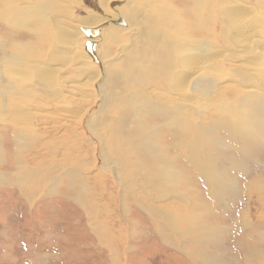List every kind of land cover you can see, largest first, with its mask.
Here are the masks:
<instances>
[{"label": "rangeland", "instance_id": "1", "mask_svg": "<svg viewBox=\"0 0 264 264\" xmlns=\"http://www.w3.org/2000/svg\"><path fill=\"white\" fill-rule=\"evenodd\" d=\"M13 1L19 9L15 20L5 8ZM36 1L0 0V264H264V58L260 50L262 62L244 54V58L235 56L243 51L230 38L231 27L225 15V9L229 8L228 12L233 8L234 0L121 1L128 2L129 9L118 10L135 16L138 13L142 24L152 1L158 9L152 8L151 17L157 19L156 15L161 14L170 35L174 32L182 39L190 38L194 47L196 39L206 41L204 46L198 45L209 51L220 50L224 56L222 70L206 78L208 89L191 90L198 96V103L186 102L189 110L183 105L188 118L184 121L185 133L182 123L175 119V109L170 108L166 118L160 115L157 99L165 101L161 93H154L159 89L150 84L145 89L129 80V102L150 97L156 101L155 105L138 106L140 113L135 114L141 115L146 124L157 123L158 139L162 135L165 139L155 151L162 154L158 164L163 170L156 173L159 180L152 188L135 171L134 157H120V172L112 162L107 163L101 151L103 144L91 130V125L101 130L106 141H112L113 152L120 149L121 143L108 136L105 123L96 116L102 107V70L115 58L121 61L119 50H125V46H142L143 35L138 31L141 25L131 24L123 15L118 16L124 23L111 22L118 26L114 30L107 21L92 27L91 23L75 20V15L87 9L105 18L99 0ZM240 1L242 7L252 5L264 10V0ZM54 22L79 34L78 47L84 54L91 55L84 40L97 35L92 51L95 55L90 57V64H84L85 69L83 63L81 67L73 59L74 55L69 64H57L67 59L62 55L66 52L63 41L57 42L53 35ZM149 24L144 21L143 26ZM83 26L89 27L90 35ZM260 26L259 36L264 39V23ZM166 38L168 54L184 43L168 35ZM56 48L60 57L52 58ZM173 58L179 64L178 56ZM89 69L100 73L98 80H92L89 72L86 75ZM239 69L246 72L239 73ZM50 76L53 85L49 84ZM147 76L144 79L150 81ZM41 81L44 88L47 83V87H59L64 93L62 102L45 94ZM160 88L179 97L177 91L165 85ZM117 100L104 110L110 121L120 109ZM66 105L82 116H68ZM104 113L101 118H105ZM167 120L171 122L169 129ZM251 120L258 121V126H253ZM248 127L252 132H247ZM174 134L186 148L173 143L178 139ZM153 141L146 143L149 149ZM67 168L76 169V175L67 177ZM115 172L122 181L117 182ZM50 175L56 178L53 183ZM218 180L226 184L223 197ZM150 205L157 213L150 212ZM249 250L254 251L252 255H247ZM198 252L204 255L203 261L198 259Z\"/></svg>", "mask_w": 264, "mask_h": 264}, {"label": "bare ground", "instance_id": "2", "mask_svg": "<svg viewBox=\"0 0 264 264\" xmlns=\"http://www.w3.org/2000/svg\"><path fill=\"white\" fill-rule=\"evenodd\" d=\"M15 1H17V0H15ZM121 1L122 0H99V3H100L99 8L101 9L102 12L105 13V15H106L105 18H103L102 16H98L97 14H95V12H92L89 9H87L85 13H80L79 15L74 16L76 21H78L80 23H91L90 25L92 27H95V25H99L100 23L107 21L109 23V24H107V26H110L111 29L114 30V29H117L118 26H115V24H112L111 20L117 19L118 17H120L118 15H123V17L125 16V19H127L131 24L141 25L138 31L139 32L141 31V33L143 35V41H142L141 47H135V45H134V47L136 48V50H134L135 48L133 46H131V47L125 46V50H119L122 53V54H120L121 59H119V61L120 60L121 61L118 63L117 61H115V59H116L115 58L114 60L107 62L104 70H102V78H101L102 80L100 82L101 83L100 86L102 89L101 90V92H102V94H101L102 95L101 106L102 107L96 111V116L99 119L98 121L103 120L102 123H105L106 128H107V132H108V136L110 138H113V139L117 138V140L121 143V144L118 143V146L120 149L118 151L113 152L112 151L113 149H110L112 141H106V139H108V138L104 135V133L100 132L101 130L99 131V129L97 127H95L94 125H91V124H89V125H91V130H92L93 134L95 136H98L101 143L103 144L101 147V151L103 152L104 159L108 161L107 163L112 162L113 168H115V170H119V172H120L121 167H122V165H121L122 163L119 161L120 157L125 156L127 159H131V158L134 159L135 158V161H133L131 159L134 166H135V168H134L135 171L138 173V175H140V173H141L145 177L144 183L147 185H150L152 188L154 186V183H156V181L159 180L156 177V173L162 172V170H163V165L158 164V162H159L158 159L161 158L162 154L160 152L156 153L155 151L158 148V144L162 143L161 140L165 142V139H164L163 135L161 136V140L158 139L159 135H157V131L155 130V127H156L155 125H157V123L155 125L154 124H152V125L146 124L145 122L141 121V119H140L141 115L135 114L134 111H136L137 113H140L139 109L137 111L138 106L142 107V104L155 105L156 101H154L153 98L150 97L146 101L144 99L140 98V100H141V102H140L139 99L137 100V99L133 98V101H131V102L135 101V103L129 102V98H131V94L128 90L130 87V83L128 84L129 80H130V82L133 81L134 84H136L135 86L138 85L141 87H145V89L146 88L148 89L149 88L148 85L150 84V87H153V88L155 87V88L159 89V91H155L154 93H156V92L161 93V95L165 101V102H161L160 100L162 98H160L159 100L157 99L156 107L159 104L158 110H159L160 115L164 116L166 118L168 110L170 108L175 109L174 110V112H176V114H174L175 119L182 123L181 125L183 126V129L182 128L181 129H182L183 133H185V132H187V129L185 128L186 126L184 124V121H185V119H188V118L184 112V107L186 109L188 108V110L190 109V107H188L189 104L187 105L186 102L189 103V101H192L194 103H198V101H199L198 96L196 97L195 93L192 94L191 90L197 89V90H202L205 92V90L208 89L205 86L207 84L206 78L208 77V75L216 72L218 69H220L222 67L221 61H222L224 56H223V52L220 50L215 49V50L209 51V50H206V48L204 49L203 44H206L207 43L206 41L202 42V41H198L196 39L197 46L194 47L191 44L192 41L189 40L190 38L182 39L181 36H178L179 33L177 35H173L174 32H172V34L170 35L169 31H167V27L166 28L164 27V19H162L163 16L161 14L156 15L157 19H153L154 17L153 18L151 17V15L154 16V13H153L154 10H152V8L154 9V7H156V8L158 7L157 5L153 6L152 1H151L152 5L150 7L149 15L147 16L146 19H145V17L142 19L143 24L141 22H139L140 19H139V16L137 15L138 13L135 16L134 14H128L126 12H122L121 10H118L119 8H125L126 10L129 9V7L127 6V5H129V3L126 1H123V2H121ZM256 1L258 2L260 0H256ZM113 2H119V3L113 4ZM120 2H121V4H120ZM10 3H12V4L8 5L5 8L7 10V13L8 12L11 13V18L14 19V16L16 15V13L19 9L14 6V4H13L14 1L10 2ZM17 3L19 4V2H17ZM38 3H39V1H38ZM147 3H150V0ZM242 3L243 2H241L240 0H234V2L232 3L233 8H231L228 12H226V11L229 8L225 9L226 22L231 27L230 38H232L233 41L238 42L236 44L237 45L239 44V46H240L239 48L243 51V53H239L238 55H235V56L237 58H240V57L244 58V55H248L247 57L251 56L254 60L262 62V59L264 58V39L259 36L260 31L258 29V26H260V24L264 23V17H262V16H264V10L259 11L261 9L257 8V6L255 7L252 5H251V7L248 5L246 7L245 6L242 7L243 6ZM21 4L22 3H20V5ZM40 7H41V5H40ZM20 8H25V7L21 6ZM27 10H26V13H28ZM159 11L160 10H157V12H159ZM255 11L257 12V14H255V18H252L253 13ZM54 12L56 13V10ZM135 12H137V11H135ZM26 13H25V16H26ZM155 14H156V11H155ZM54 15H56V14H54ZM57 15L53 16V17H55L54 19H58ZM18 16H19V14H18ZM25 16H23V18H25ZM116 16H118V17H116ZM142 17H143V15H142ZM19 18H21V17H19ZM41 18L43 19L45 17H40L39 19H41ZM150 18H151V20H150ZM260 20H261V23H260ZM144 21H146L147 23L148 22L150 23L149 27H147L148 29L145 28V26H143ZM151 21L154 22V24H152ZM203 21H201V19H200L199 22H203ZM16 22H18V21H15V23ZM44 22H46V21H44ZM204 22H206V21H204ZM19 23L22 24V22H19ZM130 27L134 28V26H130ZM64 28L65 29L67 28L66 30H68V32H64V31H66V30H64ZM166 34L170 37V39L180 40V41L184 42V43L181 42V44H179L177 47L178 49L173 50L169 54H168V40L166 38V36H167ZM53 35H54L55 39L57 40V42L59 40L63 41L62 44H64L65 51H66L62 55L67 60L63 59V61L60 60V62H58L59 60L56 61V62H58L57 63L58 65L64 66V65L69 64L73 55H74L73 59L79 61L81 67H82V63H83V68H84V64H88V63L90 64L91 63L90 57L91 58L94 57L95 54L93 55L92 51H90L91 55L84 54V52L79 49V47H78L79 46L78 45L79 40L77 39L79 37V34L76 31L72 30L71 28H69L65 25L58 24V23L54 22ZM87 37H89V39H92L93 41H97V35L96 36H94V35L93 36H87ZM81 41L82 40H80V42ZM198 44H202L203 46L202 45L200 46ZM21 45H23V44H21ZM21 47L23 48V46H21ZM132 48H134V49H132ZM259 50L263 52V58L261 57L260 54H258ZM141 53L144 56H142ZM245 53H247V54H245ZM77 54H79V56H77ZM108 55H110V53H108ZM175 55H177L178 59L180 60L179 64H178V60L176 58H173V56H175ZM51 56H52V58L59 56V54H57V48L55 49V51L52 53ZM169 56H170V58H169ZM59 57L57 59H59ZM7 58H9V57H7ZM114 62L116 63V68H114V66H115ZM248 62H250V61H248ZM252 63H254V61ZM56 67H59V66H56ZM50 68L52 70H54V68H52V67H50ZM244 68H246V67H244ZM40 69H42V67H39V70ZM169 69H171V70H169ZM220 70H222V69H220ZM203 71L205 73H203ZM244 71L246 72V70L239 69V71H237V72L241 73ZM86 72H87L86 75H88L89 73L91 74L90 77H92V80L94 78L97 79L100 75V73H98L92 69H89V71H86ZM53 74L54 73H52L51 75H53ZM148 74H153L154 77L151 78V76H149ZM205 74H206V77H205ZM145 75L146 76L148 75L147 78L150 81H146V79H144V78H146ZM50 77L51 78L49 79V84L53 85V78H52L53 76H50ZM152 79H153V81H152ZM154 79H156V80H154ZM170 79H171V82H170ZM40 84L42 85L41 90L44 91L45 94L50 93V95L54 96L53 98H56V100H59V101L64 99L63 98L64 93L60 92L59 87H57V86L47 87L48 86V83H47V86L44 88L42 81ZM123 84H125L124 87L122 86ZM164 85L169 87L170 90L172 89L174 91H177V93H178L177 96H179V97H173L170 92L169 93L164 92V90H162L163 88L162 89L160 88ZM133 88H135V87H133ZM116 89H119L120 91L115 92ZM125 90H127V92ZM124 92L126 94L121 96V94H123ZM140 92H142V91H140ZM115 94H120V95H118L120 97L115 96L117 99L119 98V101L117 100L118 101L117 106H119L120 109H118L115 112L116 114L112 117V119L110 121V119L108 118L109 113L105 114L104 110H106V107L108 108V105H113L112 102L116 99L115 97H113V95H115ZM29 95H30V93H29ZM50 95H49V97H50ZM201 95H203V94H201ZM123 96H125V97H123ZM167 99H171L172 101L166 102ZM65 102H64V104H67V102L66 103ZM2 103H4V102H2ZM20 103H22V102H20ZM136 103H138V104H136ZM172 103H174V105H171ZM4 104H6V102ZM9 104H10V102H9ZM183 105H184V107H183ZM18 106H20V105H18ZM27 106H28V104H27ZM65 107H66L65 110L67 111L68 116H71V117L73 115L78 116V117L82 116L81 113L80 114L74 113L73 112L74 109L72 108V106L70 107L69 105H66ZM145 107L148 108V106H145ZM234 108H235V105H234ZM2 109H3V107H2ZM12 109H14V107ZM70 109H73V111ZM149 109L152 110L151 107H149ZM152 111H154V110H152ZM101 113H102V116H103V113L105 114V118H103V117L101 118V115H100ZM155 113L159 114L156 111H155ZM134 114L136 115L135 118H133ZM64 115H66V114H64ZM64 115H61V116H64ZM246 116L247 115H245V117ZM107 119H109V121ZM90 120L92 122L94 121L92 118H90ZM87 122H90V121H87ZM247 123H248V121H247ZM250 123H252L253 126L254 125L258 126L259 122L258 121L254 122V120H251ZM170 124H171V122L169 120H167V126L165 125L167 129H169ZM262 126H264V123L262 124ZM249 128L250 127L247 128V132H252ZM168 132L170 133V130H168ZM22 133H23V131H22ZM169 136L170 135H166V138H168ZM172 136H174L175 139L177 137L176 134H174ZM179 138L176 140L174 139L175 142H173V143L175 145H179V146L186 148L185 147L186 145L184 144L182 139L181 138L179 139ZM150 141H153L154 145L151 146V148L149 149L148 148L149 146H147L146 143H148ZM70 146H72V145H70ZM114 146L115 145H113V147ZM152 148H154V149H152ZM165 154L167 155L169 153L165 152ZM70 155H72V154H70ZM160 163H164V162H160ZM72 165L74 166V164H72ZM72 165H71V167H73ZM183 166H184V164H183ZM202 167H205V166H202ZM74 168H69V169L67 168L66 169V170H68V173H65L67 175V177L68 176L74 177L76 175L77 172H76V169H74ZM184 168H186V167L184 166ZM204 170H206V169H204ZM63 171H65V170H63ZM119 172H115V175H116L115 177L117 178V182L119 180L122 181L121 176L119 175ZM203 172H205V171H203ZM209 173H210V171L207 170V174H209ZM28 175L31 176L30 172H28ZM134 175H135V173H134ZM19 176H21V175H19ZM119 176H120V179H118ZM53 177H54V175H50L49 179L51 181L52 180L55 181L56 178L55 177L53 178ZM64 177H65V175H64ZM71 177H69V178H71ZM140 177H141V175H140ZM209 177H211V175H209ZM212 177H214V176H212ZM54 181H52V183ZM224 182L225 181L218 180V183L221 186L222 197H223L224 193L226 192V191L223 192V190H222L223 187L226 186V184ZM25 183H26V181H25ZM229 188H230V191L233 192L235 190L234 189V183H231ZM25 189L23 188L22 190H25ZM149 208L151 209L150 210L151 213H153V212L157 213L155 211V208H153L151 205L149 206ZM164 216H165V214H164ZM168 218L169 217H167V222L169 223L170 221ZM156 220H158V219H156ZM173 226H175V225H173ZM181 245L183 246V244H181ZM184 248H185V246H184ZM253 252H254L253 250H249V252L247 251V255H248V253L250 255H252ZM194 253H195V251H194ZM197 256H198V259L201 261H203V259L205 258L201 252L200 253L198 252Z\"/></svg>", "mask_w": 264, "mask_h": 264}, {"label": "water", "instance_id": "3", "mask_svg": "<svg viewBox=\"0 0 264 264\" xmlns=\"http://www.w3.org/2000/svg\"><path fill=\"white\" fill-rule=\"evenodd\" d=\"M113 23H124V20L122 17H118L117 19H113L112 20ZM82 29L85 31V33L87 35H90L91 31L89 29V27H82ZM84 47L86 50H88L89 52L90 51H93L94 50V47H95V41H93L92 39H89L87 38L85 41H84Z\"/></svg>", "mask_w": 264, "mask_h": 264}]
</instances>
